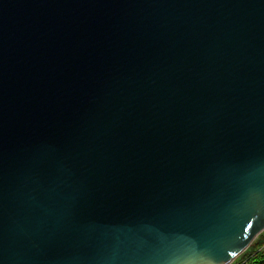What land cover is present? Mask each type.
<instances>
[{
    "label": "water",
    "instance_id": "1",
    "mask_svg": "<svg viewBox=\"0 0 264 264\" xmlns=\"http://www.w3.org/2000/svg\"><path fill=\"white\" fill-rule=\"evenodd\" d=\"M263 231L264 0H0V264H230Z\"/></svg>",
    "mask_w": 264,
    "mask_h": 264
},
{
    "label": "trees",
    "instance_id": "2",
    "mask_svg": "<svg viewBox=\"0 0 264 264\" xmlns=\"http://www.w3.org/2000/svg\"><path fill=\"white\" fill-rule=\"evenodd\" d=\"M247 251L238 264H264V233L259 235L258 242Z\"/></svg>",
    "mask_w": 264,
    "mask_h": 264
},
{
    "label": "rangeland",
    "instance_id": "3",
    "mask_svg": "<svg viewBox=\"0 0 264 264\" xmlns=\"http://www.w3.org/2000/svg\"><path fill=\"white\" fill-rule=\"evenodd\" d=\"M262 233H264V231L262 232ZM261 233V234H262ZM261 234H259V235H261ZM259 237V236H258ZM258 237H256L255 239H254V241L252 242V244L242 253V254H240L232 263H230V264H238L242 259H243V257H244V255L246 254V251L249 249L250 250V248L252 247V246H254L257 242H258ZM248 252V251H247Z\"/></svg>",
    "mask_w": 264,
    "mask_h": 264
},
{
    "label": "snow or ice",
    "instance_id": "4",
    "mask_svg": "<svg viewBox=\"0 0 264 264\" xmlns=\"http://www.w3.org/2000/svg\"><path fill=\"white\" fill-rule=\"evenodd\" d=\"M235 255H236L235 251H232V252H228L227 253V256H229V257L235 256Z\"/></svg>",
    "mask_w": 264,
    "mask_h": 264
}]
</instances>
